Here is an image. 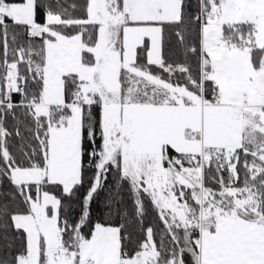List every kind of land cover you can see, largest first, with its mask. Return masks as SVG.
I'll list each match as a JSON object with an SVG mask.
<instances>
[{
	"label": "snow or ice",
	"instance_id": "snow-or-ice-1",
	"mask_svg": "<svg viewBox=\"0 0 264 264\" xmlns=\"http://www.w3.org/2000/svg\"><path fill=\"white\" fill-rule=\"evenodd\" d=\"M0 264H264V0H0Z\"/></svg>",
	"mask_w": 264,
	"mask_h": 264
},
{
	"label": "trees",
	"instance_id": "trees-1",
	"mask_svg": "<svg viewBox=\"0 0 264 264\" xmlns=\"http://www.w3.org/2000/svg\"><path fill=\"white\" fill-rule=\"evenodd\" d=\"M103 196H104V193H101V197L102 198H103ZM123 207H127L128 210H129V212L131 213V211H132V205H131L130 200L127 198V196H125V203H124ZM150 219H151V217H150Z\"/></svg>",
	"mask_w": 264,
	"mask_h": 264
}]
</instances>
